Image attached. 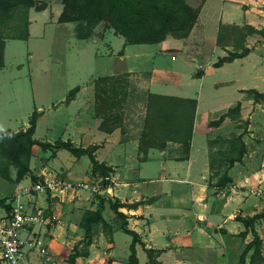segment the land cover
<instances>
[{
    "label": "crops",
    "instance_id": "obj_1",
    "mask_svg": "<svg viewBox=\"0 0 264 264\" xmlns=\"http://www.w3.org/2000/svg\"><path fill=\"white\" fill-rule=\"evenodd\" d=\"M62 10L63 6L53 19L49 18L48 8L36 11L35 14L31 11L28 38L5 40L4 66L0 68V73L8 66L6 62L8 42L30 41L33 37L34 23L36 24L39 20L42 25L50 22L74 23L59 22ZM38 14L41 15L38 17ZM248 25L256 29H264V0H206L190 32L192 34L198 27L205 31L204 46L200 49L190 51L186 38L174 36H168L158 43L148 44L147 47L142 44L139 48L143 51L153 48L149 54L154 59L151 60L153 65L144 66L142 62L138 66L128 64L126 72L143 74L150 71L151 76L147 85L150 94L197 100L189 153L181 156L179 154L182 151L181 145L172 144L170 141L164 147L150 146L138 150L134 145L136 140L134 137H129L128 133L125 134L117 129L107 131L101 126L104 118L102 112L97 114L98 116L95 115L92 120L89 119L90 116H86L87 113L83 117L78 115V122L74 123L76 129L69 132L70 124L67 123L61 137L71 135L74 138L68 140L77 147L87 148L96 145L94 154L97 160L112 168L107 176L109 184L96 193L81 190L76 194L71 192L61 194L47 190L25 195L28 210L41 211L45 222L29 225L22 231L23 237L33 235L45 237L56 257L64 264H69L68 257L75 246H78L81 251H88V256L77 258V264H131L130 246L133 236L125 233L121 228L123 220L117 217L112 208L114 203H118L119 211L125 215L128 229L138 234L135 248L139 264H144V261L145 264H150L147 249L158 251L157 260L162 264H186V260H181L179 257L180 253L192 252L195 249L197 256L194 263L199 264L210 254L217 258L227 257L229 250L233 248L240 257L245 245L253 239V235L251 233H248L246 237L239 235L245 230V226L238 217L253 216L263 211H261L263 206L260 205L263 202L255 201L260 197L250 195L249 188L255 184L264 195V144L256 153L255 150L249 151V156L245 152L242 160L231 166L227 174L232 181L228 183L216 185L218 176L213 177L210 161L211 153L220 148L218 147L220 142L217 143L220 138H229V134L233 131H236L237 136L243 134L245 130L240 128L242 120L249 121V132L242 136L245 146L247 138L255 135L254 131L259 120L264 121V102H255L252 94L249 93L250 90L264 93V37L254 33L247 35L245 39L241 38L243 42L237 46L240 50L235 49L236 45L223 44L221 40L223 39L221 28L235 26L243 28ZM117 39L122 45L126 44L122 35L119 34ZM131 45L134 44H126L127 60ZM242 47L250 49L246 56L235 58L219 67L214 66L220 57L228 55L229 52L241 51ZM181 53L185 54L186 58L193 59V56L197 55L204 59L205 68H200L199 72L197 69V74L194 75L204 83L197 96L184 93L186 83L182 80V74L161 59L169 55L178 58ZM205 83L208 95L211 97L208 111H213L214 115L202 125L204 131L200 137L201 142L197 144L199 112L203 102ZM77 89V95L67 106L68 108L81 106L77 110V113L81 114L91 104H95L96 99H80L84 91V98L86 97L87 89L81 86ZM230 99L234 100L229 101ZM238 103H240L239 111L227 116L220 125L211 126V121L219 119ZM42 115L43 111L38 116L35 134ZM29 126L30 123L26 122L22 130H26ZM0 130L21 131L18 128L4 127ZM262 131H264V125H262ZM35 134L34 138L38 140ZM59 140L68 141L66 138ZM38 147L40 146L32 147L30 169L33 175L40 178L39 181L73 178L72 175L79 171V166L85 161L88 172L86 178L82 180L91 181L96 176L101 178L92 173V164L88 155L75 156L63 148L43 150L40 147L45 152L46 158L36 167L33 164L34 150ZM257 154H259L258 164L255 166L257 170L249 173L239 172V166L249 160L247 157ZM221 165L222 162L219 163V166ZM11 178L10 181L3 178L14 188L9 193L10 196L2 192L1 214L6 209L7 199L13 196L20 185L28 186L34 183L31 174L18 180L17 168L14 166H11ZM5 198L6 201H3ZM99 205H102L103 219L111 228L104 227L102 222L93 223L89 230L91 237L86 239L89 226V223H84L86 213L97 211ZM256 206L259 208L255 209ZM109 208L112 213L107 217ZM228 208L232 209L227 213ZM263 221L264 219L256 224V230L263 240L264 248V234L261 231ZM121 249L126 253L125 255H119ZM144 255L147 256L146 259L143 258ZM28 258V264H43L42 258L36 253L31 252ZM247 260L250 261V257Z\"/></svg>",
    "mask_w": 264,
    "mask_h": 264
},
{
    "label": "rangeland",
    "instance_id": "obj_2",
    "mask_svg": "<svg viewBox=\"0 0 264 264\" xmlns=\"http://www.w3.org/2000/svg\"><path fill=\"white\" fill-rule=\"evenodd\" d=\"M187 1L193 7H198L201 3V0ZM34 2L35 6L31 8L21 6L12 12L0 13L1 38L9 40L24 35L26 25L29 27L31 11H34L35 14L36 11L48 8L49 18L53 19L63 6V0H34ZM40 15L38 14V17ZM83 24L80 34L87 32V25ZM76 25L77 22L71 24L50 22L42 25L41 20H39L32 26L33 37L30 41L11 40L8 42L6 50L8 66L6 70L0 73V128H18L22 130L25 128L26 122H29L33 111H37L39 114L43 111L35 137L39 141L45 142H52L60 138L68 140L74 137L71 135L61 137L67 123L70 124L68 127L69 132H72L76 129L74 123L78 122V115L83 117L87 113L86 116H90L89 119L92 120L95 115L98 116L97 114L102 112L104 118L101 126L107 131L117 129L125 134L128 133L129 137H134L136 140L134 145L138 150L150 146L164 147L170 141L172 144H180L182 151L179 154L185 156L187 154L184 149L185 144L180 140H169L172 128L169 129L170 121L164 114V101L162 99L153 100L150 97L151 94L147 85L151 72L148 71L143 74L126 72L128 64L138 66L142 62L144 66L153 65L151 60L154 59L149 55L153 48L143 51L139 48L142 47V44L131 45L129 59L127 60L126 44L122 45L120 43L117 39L119 34L109 22L101 21L94 25L92 33L86 37L84 36L86 40L77 37ZM221 33L223 34V39H221L223 44L236 45L235 49L240 50L237 46L243 42L241 41V32L228 27L221 28ZM204 34L205 31L198 27L192 34L190 33L185 37L187 44L190 46V51H196L204 46ZM143 45L147 47L148 44ZM150 46L155 47L154 45ZM142 51L146 56L142 54ZM161 59L182 74V80L186 83L184 93L197 96L203 82L194 75L197 74V69L199 72L200 68H205L204 59L197 55L193 56V59L186 58L183 53L178 58L169 55ZM78 86L87 89L86 97L84 98V91L80 99H96V103L91 104L81 114L77 113L78 108H81V106L78 108V105L69 108L67 106L71 101H67L70 91ZM203 89V102L199 112V126L197 128V144L201 142L200 137L204 131L202 125L206 120L213 118L214 115L213 111H208L211 97L208 95L206 83ZM76 95L77 91L75 92ZM233 100L230 99L229 101ZM59 107L61 108L58 109ZM180 109H182L181 103L171 106L174 113L178 110L181 111ZM235 112H237V109L232 114ZM262 125H264V121L259 120V124L254 131L255 135L247 138L245 146L247 156H249V151L255 150L256 153L260 146L264 144ZM240 128L245 130L242 136L248 133L249 121L242 120ZM237 138L236 131H233L229 134V138L216 140L217 143L220 142L218 146L220 148L211 153V161L214 162V160L219 159L222 162L221 166H217L216 170H212L213 177L218 176L215 182L216 185L224 183L226 174L231 168L229 160L238 155ZM180 139H182L181 136ZM34 155L33 164L36 167L42 161H45V152L40 147L34 150ZM258 155L247 157L249 160L239 166V172L249 173L257 170L255 166L258 164ZM0 158V160L6 159L1 150ZM78 169L79 171L72 175L71 180L86 178L88 172L87 162L81 164ZM97 181H99L98 176L91 180L92 183ZM108 184V180L104 181L102 183L103 188ZM211 185L214 186L212 183ZM13 188L8 181L0 176V198L3 197L2 192L6 196H10L9 193ZM252 189H256L260 194H253ZM249 194L260 197L255 201L258 203L263 202L260 205L263 206L261 211L264 210V195L261 194L257 185L254 184L249 188ZM258 206L255 209H258ZM231 209L228 208L226 212L228 213ZM110 213H112L111 209L107 212V217L110 216ZM226 227L228 228V225ZM261 231L264 234V221L261 224ZM195 250L180 253L179 257L181 260H186V264H199L194 263L195 256H197ZM125 254L121 249L119 255ZM251 254L252 251L249 257ZM143 258L146 259L147 256L144 255ZM238 260L239 255L233 248L229 250L227 257L217 258L210 254L201 264H238ZM256 262L257 264H264L258 260ZM143 263L145 264V261Z\"/></svg>",
    "mask_w": 264,
    "mask_h": 264
},
{
    "label": "trees",
    "instance_id": "obj_3",
    "mask_svg": "<svg viewBox=\"0 0 264 264\" xmlns=\"http://www.w3.org/2000/svg\"><path fill=\"white\" fill-rule=\"evenodd\" d=\"M206 0H201L198 7H193L187 0H63V10L59 17V22H77L76 32L77 37L84 39L87 35L92 33V27L101 21H107L115 29V31L125 38L126 44H154L165 40L168 36L176 38H185L190 34L194 25L196 24L200 8ZM25 6L31 8L35 6L34 0H0V13H9L13 10ZM85 23L87 25L86 31L80 34ZM242 33V38L245 39L249 34H261L264 37V29H256L248 25L246 27H233ZM29 36V28L26 25L25 34L13 39H26ZM85 36V37H84ZM4 47L5 40L0 37V68L4 66ZM250 52L247 47H242L241 51L229 52L228 55L220 57L214 63L215 67L222 66L226 62H231L235 58L246 56ZM198 76L199 73H198ZM75 88L70 91L67 101L72 100L75 96ZM255 102H264V93L257 90H250ZM151 98L162 99L165 103L164 114L170 121L169 129L172 132L169 140H176L185 144V152L190 151L191 140L193 136V126L197 108L196 99H187L174 96H163L151 94ZM181 103V111L174 113L171 110L172 105ZM239 111L240 103L234 108L223 114L219 119L211 121V126L220 125L227 116H230L233 111ZM39 113L34 111L30 116V126L26 130L13 132L12 130H0V150L6 159L0 160V175L7 179L11 178V166L17 168V179H23L26 175L31 174L34 182L39 181V177L32 174L30 169V159L32 156V147L39 145L43 150L67 149L75 156L88 155L92 164V173L101 177L109 176L112 171L111 167L100 163L96 156V145H91L87 148L77 147L71 141L57 140L55 143L39 141L34 138L37 119ZM180 136L182 139H180ZM238 155L229 160V166H233L235 162L241 161L245 154V144L242 140V134L237 138ZM1 159V158H0ZM221 160L216 159L214 162L210 161L211 170H216ZM231 177L226 174L224 182H231ZM6 201V198L3 199ZM118 203L112 205L118 218L123 220L121 228L125 233L133 236L131 243V264H139L136 255V243L138 234L135 231L128 229L125 215L119 211ZM7 210L9 205L5 204ZM102 205H99L97 211H88L86 213L85 222L89 223L87 227L86 239L91 237L89 230H91L93 223L102 222L104 227L111 226L105 222L102 215ZM264 219V210L261 213L254 214L248 217H238L244 226L245 230L239 235L246 237L248 233L253 235V239L247 243L239 257L238 264H248L247 258L250 252V264H257L256 260L264 263L263 255V240L256 230V224ZM87 221V222H86ZM88 244L90 241H87ZM150 264H162L157 260V253L155 249H147ZM79 256H88L87 250H80L75 246L73 252L69 254L68 263L77 264L76 260Z\"/></svg>",
    "mask_w": 264,
    "mask_h": 264
},
{
    "label": "built area",
    "instance_id": "obj_4",
    "mask_svg": "<svg viewBox=\"0 0 264 264\" xmlns=\"http://www.w3.org/2000/svg\"><path fill=\"white\" fill-rule=\"evenodd\" d=\"M108 177H101L96 183L84 180H71L59 178L43 180L31 185H20L8 200L9 210L0 213V264H28L29 254L36 253L42 258L43 264H63L50 248L47 239L41 235L23 237L22 231L29 225L42 224L45 222L41 211L28 210L24 200L25 195L34 192L55 191L61 194L77 193L81 190L100 192L103 190L102 183ZM253 194L259 195V191L252 189Z\"/></svg>",
    "mask_w": 264,
    "mask_h": 264
}]
</instances>
